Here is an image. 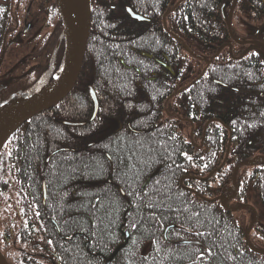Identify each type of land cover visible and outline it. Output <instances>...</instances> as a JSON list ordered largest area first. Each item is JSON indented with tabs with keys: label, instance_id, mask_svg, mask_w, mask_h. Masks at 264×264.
<instances>
[{
	"label": "trees",
	"instance_id": "obj_1",
	"mask_svg": "<svg viewBox=\"0 0 264 264\" xmlns=\"http://www.w3.org/2000/svg\"><path fill=\"white\" fill-rule=\"evenodd\" d=\"M228 1L90 0L77 83L0 153L1 215L10 226L1 240L12 232L25 245L14 263L105 264L124 244L111 264H264V250L250 248L214 190L251 162L253 139L264 154V59L257 45L234 41L226 22L235 0ZM48 7L58 14L53 0H29L23 10ZM233 16L261 24L264 0H237ZM5 23L0 61L16 44H5ZM53 32L38 42L45 62L35 82L62 30ZM34 56L10 68L27 71ZM171 99L192 126L189 136L176 112L167 113ZM109 120L118 127L106 133ZM256 163L249 181L256 191L261 184L264 209V161L248 167Z\"/></svg>",
	"mask_w": 264,
	"mask_h": 264
},
{
	"label": "rangeland",
	"instance_id": "obj_2",
	"mask_svg": "<svg viewBox=\"0 0 264 264\" xmlns=\"http://www.w3.org/2000/svg\"><path fill=\"white\" fill-rule=\"evenodd\" d=\"M28 1L29 0H0V5H14V6L24 5L25 6L26 2L28 4ZM231 1L232 0H229L228 3H231ZM32 10L37 11L34 8H32ZM12 11L14 12V7L12 8ZM21 11L25 12V10H21ZM44 12H47L48 15L47 14H45V16L41 15L39 20H36V22L31 20L32 22L30 21L29 23H26V22L21 23V21L23 20V14H19L18 18H17V14H12V17H14V21L19 20L20 24L17 27L18 29L17 28L15 29L14 28L15 25L11 21L9 30L6 33L5 44H7L10 40L14 39L17 36L19 38L16 44L14 45V47H12L9 51H6V54L3 57L4 60L1 61L0 83H3V81L6 80V76H5L6 73L4 74L3 72L5 71V69L10 68L11 65H14L15 62L13 61L17 60L18 57L20 58L21 55H23V57L25 58V57L32 55L33 52L36 51V49L38 48L39 41H32L34 36L41 34V38H42L43 35H52L54 33L53 30L58 31V32H61V30H63V26L61 25V28H62L61 29L59 24L57 23L59 18H58V14H55L54 10H49V7H48L47 9L44 10ZM225 12L226 13L228 12V7L226 8ZM73 16H74V13H73ZM123 18H126L125 15H123ZM230 25H231V28H230L231 32L234 35V37H236L237 39L239 40L251 39L256 42H260L264 44V27L261 29L260 33L258 32L253 33L255 29L260 26V24L256 25L250 22L249 20L245 19L244 17L236 18L235 16H233L231 18ZM24 29H26L27 32L23 33L22 31ZM63 45L64 44L62 43V47L61 46L58 47L59 49L61 48L60 57H59L60 63H62V59H63ZM193 67L194 66L192 65V68ZM30 82H31V79L29 80V82L27 79L24 81V85L26 86ZM20 85H23V82ZM15 90H16L15 85L14 86L11 85L10 87L8 86L7 90H5L1 94L0 104L7 101V99L11 98L15 94L16 92ZM166 110H167V113H172L174 111L176 112V117H178V120H179L180 130L184 133V135L189 136L192 126L187 123V121L184 118L183 113L181 112V110L178 109L173 99L167 102ZM117 127H118L117 121L109 120L105 132L106 133L112 132ZM250 148L252 149V151L248 153L250 158H248L246 161L248 160L250 161L252 157L258 154H261V147H260L259 139L258 140L257 138L253 139L252 143L250 144ZM235 160H236V156L233 155L231 156L229 163L233 164ZM259 165H260L259 163L258 164L256 163L254 167L242 166L238 169L236 168L237 171H236L235 178H234L235 183L236 185L240 186L239 190L245 192V196L243 195L242 198L240 196H237L236 199L230 203V205L233 209H236L240 205H243V202H247V204L251 205L255 209L256 214H257V222H256L255 227H253L252 231L250 232L249 240H250V243L254 247L264 250V209L262 208L261 203H260L261 202V199H260L261 184L259 185V189L256 191V189L254 190L252 189L251 187L252 182L249 181L250 176L252 175L253 171ZM214 186H215L214 190L216 194L219 196H225L227 198L233 195V184H231V182H227L222 185V183L216 180V183ZM4 205H6V201H4L0 207V249L8 257V259L10 260L12 264H17V263H14V261L19 255H21V253H23L22 249H24L25 245L17 241H13V239H15V236L12 232H11V241L5 242L4 240L3 241L1 240V237L3 235L6 236V234H3L5 230L10 228V226L6 224L4 218L1 215L2 214L1 209ZM234 215L238 223L246 231L247 227L252 221V213L250 211L241 210V211L234 212ZM9 221L10 220L7 218V222ZM33 247H36V251H34V254H36L39 257H41L42 255L46 257L43 254V250L41 248L38 249L40 245L38 246L34 245Z\"/></svg>",
	"mask_w": 264,
	"mask_h": 264
},
{
	"label": "water",
	"instance_id": "obj_3",
	"mask_svg": "<svg viewBox=\"0 0 264 264\" xmlns=\"http://www.w3.org/2000/svg\"><path fill=\"white\" fill-rule=\"evenodd\" d=\"M66 1L55 0L57 10L64 25L66 41L63 70L59 78L52 85L46 86V77H44L34 89L0 106V153L4 144L16 129L30 118L55 107L71 92L78 80L89 37L91 9L89 0H69L73 4V16L66 6ZM232 10L233 7L227 19L228 28L230 27ZM127 12L132 18L141 20L140 17L134 15L130 10L127 9ZM259 46L264 48L263 44H259ZM5 85L6 83L0 86V91ZM90 94L94 97L92 92ZM255 160H264V157L258 156L247 163V165H250ZM220 199L223 201V207L228 210V200H225L224 197ZM243 208H249L253 211V221L245 232L246 242L253 250L262 252L254 249L248 240L249 233L257 221L256 211L249 205L242 206L236 211ZM123 245L121 244L114 249L105 264H111L112 259ZM0 264H9L1 253Z\"/></svg>",
	"mask_w": 264,
	"mask_h": 264
},
{
	"label": "flooded vegetation",
	"instance_id": "obj_4",
	"mask_svg": "<svg viewBox=\"0 0 264 264\" xmlns=\"http://www.w3.org/2000/svg\"><path fill=\"white\" fill-rule=\"evenodd\" d=\"M29 6L35 7L38 5H29ZM13 7H14V12L12 11ZM23 8H24V5H15V6L14 5H0V23L4 20V21H6L5 25H7V24L10 25L11 21H12L15 25L14 28L16 29L18 27V25L20 24L19 23L20 21L19 20L14 21V17H12V14H17V18H18L19 14L24 15V13H26V15L23 16V20L21 21V23H25V22L29 23L31 20L36 22V20H39L41 15L47 14V12H44V11L39 12L38 9H37V11H32L30 13L29 12H22L21 10H23ZM263 27H264V21L260 24L257 32L260 33V31ZM22 32L24 33V30ZM54 35H55L54 33L52 35H43L42 38H46V37L47 38H53ZM42 38H41V34H38V35L33 37L32 41H40ZM62 43H64L63 39H61V43H60L61 47H62ZM60 51H61V48L55 57V60H54L55 67H54V71H53L52 76H51L49 81H52V79L55 78L56 76H58V74L60 73V70L62 67V65H61L62 63H60V58H59L60 57ZM260 53L264 59V56H263L264 49H260ZM33 54L35 55L33 62L31 65L28 64L26 66V68H28L27 71H25L24 67H22V69H19V67H17V68L12 67V68L5 69V71L3 72L4 74L6 73L5 76H6V80L9 83L8 86L9 87L11 85L16 86V90H15L16 92L11 98H13L19 94L25 93L26 91L30 90L37 83V81L35 82V80L39 76V74L43 68L42 66H43V63L45 62V58L42 57L41 53H36V51L33 52ZM26 72H28V74L25 76ZM31 78H34V81ZM27 79H28V82L31 79V82L29 84H27L28 86L27 85L25 86L24 81ZM6 80L3 81V83L6 82ZM22 82H23V85H20ZM1 84L2 83H0V85ZM8 86H6L5 88H3V90L0 91V97H1V94L5 90H7ZM11 98H9V99H11ZM9 99H7V101ZM7 101H5V102H7ZM5 102H3L2 104H4ZM2 104H0V106Z\"/></svg>",
	"mask_w": 264,
	"mask_h": 264
},
{
	"label": "bare ground",
	"instance_id": "obj_5",
	"mask_svg": "<svg viewBox=\"0 0 264 264\" xmlns=\"http://www.w3.org/2000/svg\"><path fill=\"white\" fill-rule=\"evenodd\" d=\"M66 6L68 10L70 11V13L73 14L74 13L73 4L69 0L66 1Z\"/></svg>",
	"mask_w": 264,
	"mask_h": 264
}]
</instances>
